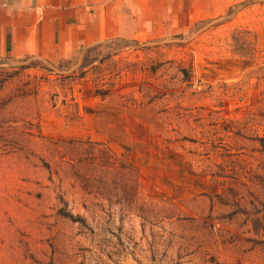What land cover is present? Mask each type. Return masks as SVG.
<instances>
[{
	"label": "rangeland",
	"instance_id": "1",
	"mask_svg": "<svg viewBox=\"0 0 264 264\" xmlns=\"http://www.w3.org/2000/svg\"><path fill=\"white\" fill-rule=\"evenodd\" d=\"M0 264H264V0L0 57Z\"/></svg>",
	"mask_w": 264,
	"mask_h": 264
},
{
	"label": "crops",
	"instance_id": "2",
	"mask_svg": "<svg viewBox=\"0 0 264 264\" xmlns=\"http://www.w3.org/2000/svg\"><path fill=\"white\" fill-rule=\"evenodd\" d=\"M247 0H0V57L44 63L181 32Z\"/></svg>",
	"mask_w": 264,
	"mask_h": 264
}]
</instances>
